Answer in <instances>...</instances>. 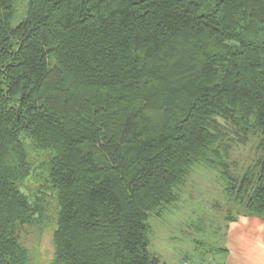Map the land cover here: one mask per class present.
<instances>
[{
    "label": "trees",
    "instance_id": "1",
    "mask_svg": "<svg viewBox=\"0 0 264 264\" xmlns=\"http://www.w3.org/2000/svg\"><path fill=\"white\" fill-rule=\"evenodd\" d=\"M196 163L264 216V0H0V264L48 194L49 264H161L146 220Z\"/></svg>",
    "mask_w": 264,
    "mask_h": 264
},
{
    "label": "rangeland",
    "instance_id": "2",
    "mask_svg": "<svg viewBox=\"0 0 264 264\" xmlns=\"http://www.w3.org/2000/svg\"><path fill=\"white\" fill-rule=\"evenodd\" d=\"M259 136L230 150V174L239 176L261 156ZM25 190H35L32 180ZM227 181L218 169L194 164L183 182L173 186L176 199L150 212L146 237L148 248L161 264H256L264 245V227L248 216L243 204L226 193ZM46 196L43 224L24 228L22 241L29 248V264H49L56 225L55 202ZM253 218V219H252ZM260 258V259H259Z\"/></svg>",
    "mask_w": 264,
    "mask_h": 264
},
{
    "label": "crops",
    "instance_id": "3",
    "mask_svg": "<svg viewBox=\"0 0 264 264\" xmlns=\"http://www.w3.org/2000/svg\"><path fill=\"white\" fill-rule=\"evenodd\" d=\"M253 219V218H252ZM255 221H257V223H259L261 226L264 227V220H260V219H254ZM261 255L260 261H257L256 264H264V245H260V247L258 248V255Z\"/></svg>",
    "mask_w": 264,
    "mask_h": 264
}]
</instances>
